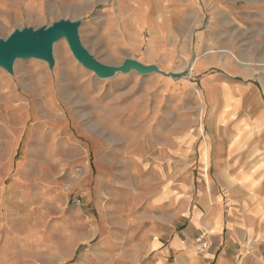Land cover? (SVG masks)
<instances>
[{"label": "rangeland", "instance_id": "1", "mask_svg": "<svg viewBox=\"0 0 264 264\" xmlns=\"http://www.w3.org/2000/svg\"><path fill=\"white\" fill-rule=\"evenodd\" d=\"M61 18L82 19V42L104 63L132 57L167 72L192 66L191 75L167 82L195 86L198 95L208 76L237 68L247 72L237 79L264 95V0H0V37ZM54 54L52 71L38 59L18 60L14 75L0 67V264L110 261V243L98 234L125 244L131 214L143 212L129 202L157 181L133 168L127 149L137 142L119 132L141 129L135 102L156 100L164 75L100 79L65 39ZM213 61L219 67L196 72ZM196 95H183L184 128L209 132L230 109L196 104ZM160 100L150 112L170 115L169 100Z\"/></svg>", "mask_w": 264, "mask_h": 264}, {"label": "crops", "instance_id": "2", "mask_svg": "<svg viewBox=\"0 0 264 264\" xmlns=\"http://www.w3.org/2000/svg\"><path fill=\"white\" fill-rule=\"evenodd\" d=\"M211 66L219 67L206 62L196 72ZM237 76L247 72L224 66L205 79L202 95L163 76L156 100L143 96L135 102L142 111L132 117L142 127L119 134L137 142L127 149L133 168L155 173L157 181L143 185L142 196L129 202L143 212L131 214L125 244L98 234L100 243H110L105 248L111 260L92 264H264V95L256 83ZM191 92L196 104L228 108L229 115L215 119L209 132L184 128L181 101ZM226 92L234 100H226ZM161 97L173 111L156 117L150 109L160 106ZM202 239L208 248L200 254Z\"/></svg>", "mask_w": 264, "mask_h": 264}, {"label": "water", "instance_id": "3", "mask_svg": "<svg viewBox=\"0 0 264 264\" xmlns=\"http://www.w3.org/2000/svg\"><path fill=\"white\" fill-rule=\"evenodd\" d=\"M81 25L82 19L61 18L38 28H15L6 38L0 37V67L14 75L18 60L38 59L47 63L52 71L56 64L55 45L65 39L78 63L94 72L100 79H112L119 73L130 74L133 71L140 75L159 73L176 79L189 76L190 66L180 72H167L157 64H146L132 57L125 58L119 65L104 63L83 44L80 36Z\"/></svg>", "mask_w": 264, "mask_h": 264}, {"label": "built area", "instance_id": "4", "mask_svg": "<svg viewBox=\"0 0 264 264\" xmlns=\"http://www.w3.org/2000/svg\"><path fill=\"white\" fill-rule=\"evenodd\" d=\"M207 248H208V241L206 239L200 240L199 245H198V252L200 254H203L205 253Z\"/></svg>", "mask_w": 264, "mask_h": 264}, {"label": "bare ground", "instance_id": "5", "mask_svg": "<svg viewBox=\"0 0 264 264\" xmlns=\"http://www.w3.org/2000/svg\"><path fill=\"white\" fill-rule=\"evenodd\" d=\"M200 57H201V56H200ZM198 64H199V63H198ZM191 68H192V66L190 67V70H191ZM190 70H189V75H191V74H190Z\"/></svg>", "mask_w": 264, "mask_h": 264}]
</instances>
